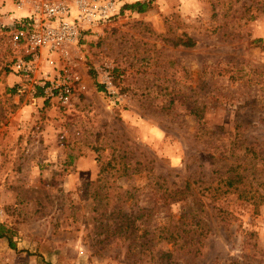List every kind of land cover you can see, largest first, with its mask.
Returning a JSON list of instances; mask_svg holds the SVG:
<instances>
[{"label":"rangeland","instance_id":"1","mask_svg":"<svg viewBox=\"0 0 264 264\" xmlns=\"http://www.w3.org/2000/svg\"><path fill=\"white\" fill-rule=\"evenodd\" d=\"M138 1L65 105L13 93L0 24V264H264V0Z\"/></svg>","mask_w":264,"mask_h":264},{"label":"built area","instance_id":"2","mask_svg":"<svg viewBox=\"0 0 264 264\" xmlns=\"http://www.w3.org/2000/svg\"><path fill=\"white\" fill-rule=\"evenodd\" d=\"M126 2L18 0L23 15L3 25L15 55L10 68L18 99L37 108L48 102L68 104L81 81L74 70L80 42L94 27L120 17ZM104 89L110 99L119 96L109 77Z\"/></svg>","mask_w":264,"mask_h":264},{"label":"trees","instance_id":"3","mask_svg":"<svg viewBox=\"0 0 264 264\" xmlns=\"http://www.w3.org/2000/svg\"><path fill=\"white\" fill-rule=\"evenodd\" d=\"M151 4H152L151 1H148V2L138 1V2L133 3V4L126 5L124 7V11L125 10H130L132 12H136V13H139V14H143V13L147 12L150 9ZM263 42H264L263 39H257V40H255V43H257L261 47V49L264 50V44H263ZM182 44L184 46H186V47H194L196 45L195 41L193 39H191V38H187L185 41H183ZM12 91L14 93V90H12ZM105 171H106V168L102 167L99 174L101 175ZM235 183H236L235 179L234 180L233 179H229V182L226 184V186L227 187H234L233 185ZM10 232H11L10 229H7V227L4 224H0V238L7 239L9 241L10 246L13 249H15L16 248V245L14 244L13 240L9 236ZM169 238H171V237H169Z\"/></svg>","mask_w":264,"mask_h":264},{"label":"crops","instance_id":"4","mask_svg":"<svg viewBox=\"0 0 264 264\" xmlns=\"http://www.w3.org/2000/svg\"><path fill=\"white\" fill-rule=\"evenodd\" d=\"M5 10L6 9H0V24H12L14 21V17L23 15V13H21L20 10H18L17 8H15V10L10 13L11 16L8 15L7 11Z\"/></svg>","mask_w":264,"mask_h":264}]
</instances>
